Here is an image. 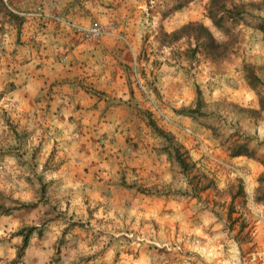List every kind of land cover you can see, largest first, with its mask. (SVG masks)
Segmentation results:
<instances>
[{
  "label": "rangeland",
  "instance_id": "374dc122",
  "mask_svg": "<svg viewBox=\"0 0 264 264\" xmlns=\"http://www.w3.org/2000/svg\"><path fill=\"white\" fill-rule=\"evenodd\" d=\"M81 1L84 0H80V4ZM172 1L174 0H90L87 8L84 4L76 7L77 11H83L79 15L89 12L91 21H98L97 18H101L104 12L115 10L118 15L120 12L124 13L123 20L109 23L121 28L118 30L120 35L107 36L127 44L134 42L138 46L134 53L130 50L128 54L126 51L125 58L134 57L136 63L140 60V67L136 66V72L144 79L147 89L169 117L179 125L164 123L177 128L189 149L184 147L190 154L198 156L206 173L214 175L216 184L221 189L220 201L227 203L229 196L225 184L234 182L238 174L243 176L251 193H264V182L256 180L262 170L260 163L246 156L235 161L228 153L234 136L244 134L264 140V109L260 107L259 94L251 87L244 74V68L251 67L264 83V35L256 27L258 21L246 15L239 23L229 26L228 30L215 29L206 17L208 0H191L162 21L163 29L171 31L188 21L199 20L211 28L218 40H227L229 43L227 53L221 59L213 60L201 49L191 56V49L188 48L194 41L187 37L170 46L160 42L161 15L158 11H164ZM231 1L251 4L248 8L253 14H264V7L256 10L253 6L261 5L262 0ZM122 28L125 30L123 33ZM159 74H171L175 79V76L178 77V82H170L165 87L174 97L163 98L159 94ZM196 88L200 91L203 110L211 113V117L206 120L215 129L206 128L191 117L175 111L180 106L194 103ZM257 88L264 95V86ZM158 121L163 122L160 119ZM184 128H189L191 132ZM4 130L0 126V144H13V139ZM258 149V153H262L264 146L261 145ZM8 155L0 154V192L22 201H37L38 184L35 180L29 182L26 179L27 174H31L27 171L28 167L10 155L18 165L24 167L18 166L16 175L11 176L6 171L10 163L3 158ZM223 163L235 166L240 173L230 170ZM217 170H220L219 174L216 173ZM46 179L55 180L54 177L47 176ZM218 180L223 184L218 185ZM5 183L12 184L19 195L15 197L9 192V184L5 186ZM57 183L56 187L49 186V198L51 196L52 201L58 202L56 208H50L49 214H45L48 203L40 202L33 208L14 210L10 214L13 220L5 217L9 215L0 214V264H11L21 240L19 235H14V231L29 225L40 227V234L32 232L23 256L14 264H69L78 253L90 250L96 256L89 264H133L135 259L141 264H264V199L255 201L237 196L232 212V217L236 220H233L231 226L226 222L223 206L220 210L222 218H217L211 211L210 216L216 219V227L197 226L201 233L196 234L193 231L196 227L187 224V218L193 217L201 221L197 211L190 216L189 211H186L172 221L159 217L149 220L150 222L139 219L133 223V209L123 207L109 213L107 211V219L101 223L99 209L94 207L95 199L92 200L82 190L71 191L67 185L62 187ZM22 185L25 187H20ZM5 200H8L6 196ZM198 203L199 207L208 206L207 209L211 210V202L205 200ZM100 211L104 213V207ZM168 215L170 217L172 214ZM75 222H80L83 226ZM242 222L243 227L238 230ZM59 236H62L61 241ZM94 237L98 243L95 248L99 251L92 249L93 240H90ZM140 253H143L141 257Z\"/></svg>",
  "mask_w": 264,
  "mask_h": 264
},
{
  "label": "crops",
  "instance_id": "0c3cea01",
  "mask_svg": "<svg viewBox=\"0 0 264 264\" xmlns=\"http://www.w3.org/2000/svg\"><path fill=\"white\" fill-rule=\"evenodd\" d=\"M8 1L13 10L24 16V21L18 36L12 24L5 21L0 24V111L5 110L18 129L30 132L31 144H40L37 171L48 160L54 165L44 170L47 177L55 179L50 187H56L58 182L71 191L86 192L95 199L94 207L99 209L101 223L107 219V211L131 207L133 223L139 219L150 222L159 217L172 221L186 211L189 216L197 211L201 221L187 218V224L196 227L193 229L196 234L201 233L197 226H215L211 210L206 205L199 207L194 198L148 196L120 184L121 180L137 181L145 186L176 185L181 181L176 164L166 154L156 151L159 139L137 114L138 107L150 106L138 83L140 80L144 85L145 81L133 72L136 66L140 67V60L136 63L134 57L125 58V52L134 53L138 46L107 36L111 34L86 40L64 22L36 15L40 8L80 25L94 22L87 10L84 11L87 14L79 15L83 11H77L76 6L68 8L70 0ZM88 1L81 4L87 8ZM124 17V13L118 15L113 10L104 12L97 22L109 24ZM175 77L157 76L158 91L163 98L174 97L165 87L170 82H178ZM144 87L147 88L146 84ZM158 123L189 149L177 128ZM0 126L6 130L2 117ZM192 155L197 159L198 156ZM3 158L10 163L6 171L11 176L16 175L18 166L24 169L13 156ZM218 181V185L223 184ZM7 190L15 197L19 195L12 184ZM204 195L211 198L212 191L207 190ZM102 207L104 213L100 211ZM168 213L172 215L169 217ZM5 217L14 219L10 215ZM135 263L141 264L137 259Z\"/></svg>",
  "mask_w": 264,
  "mask_h": 264
},
{
  "label": "trees",
  "instance_id": "16d2710c",
  "mask_svg": "<svg viewBox=\"0 0 264 264\" xmlns=\"http://www.w3.org/2000/svg\"><path fill=\"white\" fill-rule=\"evenodd\" d=\"M190 1L191 0H174L164 9V11H158L161 15V23L159 26L162 33L160 38L161 44L170 46L173 42L183 37H187L188 39L194 41L193 45L188 48L191 49V56L195 55V52L201 49L213 60L221 59L227 53L229 43L227 40H218L214 36L211 28L202 21H188L171 31L163 29L162 21L172 12L182 8ZM260 4L261 5L253 6L256 10H260L264 7L262 6L264 5V0H262ZM80 5V0H70L68 8ZM250 5L251 4L246 5V3L243 2L234 3L232 1L230 2V0H208L206 4V17L210 20L212 27L215 29L228 30L229 26L239 23L247 15L257 19L258 23L256 24V27L260 29L264 35V14H253L248 8ZM4 21L14 26L16 35L18 36L24 21V16L13 10L8 0H0V24L2 25ZM244 72L248 83L253 89H256V92L259 94V104L260 107L264 109V95L260 94L257 88L258 86L263 87L264 83L260 80V77L254 73L251 67H245ZM154 91L157 92L155 88ZM136 110L145 125L159 139L155 148L156 151L158 153L166 154L167 159L176 164L180 173L181 181L179 180L180 182L176 185H172L171 183H162L159 185L152 184L145 186L137 181L126 182L125 180H121L120 184L128 188H133L139 193L148 196L181 195L187 198H194L197 202L205 200L209 201L211 202L209 203L211 205V211L217 218H222V211L220 210L224 206L223 213L227 218L226 222H228L227 224L229 226H231L233 220H236L235 217H232V212L235 209L233 202L237 196H242L243 199L247 197L248 199L250 198L255 201L264 199L263 192L259 191V194L251 193L249 188L247 189L243 176L238 174V176L234 178V182H226L225 184L229 199L227 203L224 204V202L220 201L221 199L219 198V194L221 193V189L218 188L214 175L212 173H206L207 171L204 170L202 163L190 154V152L176 139L171 131L166 130L158 123V118L155 116L150 107H138ZM175 111L177 114H183L191 117L206 128L215 129L213 125L206 120L211 117V113L203 110L200 91L198 89L196 90L194 103L187 106H180L176 108ZM0 114L2 116L3 123L6 125L8 137L13 139L14 142L13 144L1 143L0 154L13 155L20 164L26 165L31 173L27 174L26 179L29 182L35 180L38 184V192L36 195L37 201H22L0 192V214L10 215L17 209L33 208L37 206L39 202L43 204L48 203L49 207L46 208L45 214H49L50 208H56L58 202L52 201L51 196L49 198L51 191L49 186L52 181L51 179H46V172L44 170L52 169L54 168V165L48 160L43 162L42 167L44 168L37 171V154L39 152L40 144H31L29 136L30 132L24 128L18 129L16 122H14V120L7 115L5 110L0 111ZM261 145L264 146V140L255 136L240 134L231 138L228 149L229 156L232 158L246 156L260 163L262 170L256 178L259 183L264 182V150L262 153H258V147ZM207 190L213 191V195L209 199L204 195ZM5 196L8 200H5ZM75 223H78L79 226H83L80 222ZM243 224V222L239 224L238 230L242 229ZM33 231L37 232L39 235L41 230L40 227L29 225L21 226L14 231V235H19L21 240L16 249L15 258L10 261L11 264L16 263L18 258L23 256L24 250L29 243V238ZM94 239L95 237L90 240H93L92 249H94V251H99L98 248H95V245L97 246L98 243ZM61 240L62 236H59V241ZM95 256L96 254L93 253V250L80 252L73 260H71V262H69V264H89V261L93 260Z\"/></svg>",
  "mask_w": 264,
  "mask_h": 264
},
{
  "label": "built area",
  "instance_id": "2783aa9c",
  "mask_svg": "<svg viewBox=\"0 0 264 264\" xmlns=\"http://www.w3.org/2000/svg\"><path fill=\"white\" fill-rule=\"evenodd\" d=\"M37 10L38 11L36 12V15H38L40 17H44V18H53L57 21H62L65 24L69 25L71 28H73L75 31L79 32L81 34V36L86 40L97 39L99 36H102L104 34H114V35L118 34V35H120L116 29V27H117L116 24H102V23H99L97 21H94L90 25L84 26V25H80L74 21H71L69 19H66L62 16L51 14V12H46L43 9L38 8ZM133 72L135 73V76L139 79V77H138L139 75L137 74L135 69L133 70ZM138 83L140 84L141 88L143 89L145 97L149 101V106H150L151 110L153 111V113L155 114V116L163 122H168V123L174 124L176 126L179 125L176 122H174L173 119H171L169 117L168 113H166V111L162 108V106L153 97L150 90L145 88L144 85L141 84L140 80ZM184 129L188 132H191V130L189 128H184ZM204 151H205V154L208 157H210L209 153L206 150H204ZM223 164L225 166H227L230 170L240 173L239 169L236 168L235 166H233L231 164H227V163H223Z\"/></svg>",
  "mask_w": 264,
  "mask_h": 264
}]
</instances>
